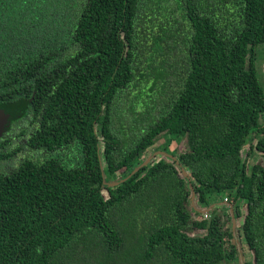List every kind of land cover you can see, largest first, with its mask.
Returning <instances> with one entry per match:
<instances>
[{"label": "trees", "instance_id": "obj_1", "mask_svg": "<svg viewBox=\"0 0 264 264\" xmlns=\"http://www.w3.org/2000/svg\"><path fill=\"white\" fill-rule=\"evenodd\" d=\"M261 46L264 0H0V264H241L234 218L264 264Z\"/></svg>", "mask_w": 264, "mask_h": 264}, {"label": "rangeland", "instance_id": "obj_2", "mask_svg": "<svg viewBox=\"0 0 264 264\" xmlns=\"http://www.w3.org/2000/svg\"><path fill=\"white\" fill-rule=\"evenodd\" d=\"M256 70H257V75L259 78V81L262 83V85L264 86V49L263 47H259L258 48V52H257V60H256ZM100 149L102 150V146H103V140L102 138H100ZM163 140H158L156 142V144L149 150V154H152V156L154 155V157H159L162 155H169L170 156V152H172L173 150H176L177 152H183L185 150V141H183L181 144H175L172 143L166 151H164L163 154L156 152L155 149L162 145ZM165 155V156H166ZM242 159L246 160L248 163V167H251L253 165H264V155L259 154L257 152L252 153L251 155L248 154V148H245L242 152ZM103 162V161H102ZM104 166V164H103ZM105 168V166H104ZM127 173V172H126ZM126 173H122L121 172L118 174L119 179L123 178L125 176H127ZM223 202H225L223 200ZM216 203V202H215ZM206 212H203V215ZM242 214H245V209H242ZM208 218V217H207ZM235 229L236 232L235 234L239 233V228H240V220L239 219H235ZM242 222V221H241ZM237 246L239 248V250L241 251V261L243 264H252L253 263V255L250 253L249 249L243 245L242 242H237Z\"/></svg>", "mask_w": 264, "mask_h": 264}, {"label": "water", "instance_id": "obj_3", "mask_svg": "<svg viewBox=\"0 0 264 264\" xmlns=\"http://www.w3.org/2000/svg\"><path fill=\"white\" fill-rule=\"evenodd\" d=\"M17 110L18 109L14 108L13 105L0 106V136L3 135L9 129L11 123L20 116V112L18 113ZM159 153H161V152H159ZM161 154H163V153H161ZM152 157H154V155ZM169 157L171 159H173L174 161H176V159L174 157H172V156H169ZM150 160H151V158H148L144 162L143 166H146L150 162ZM230 208H231V205H230ZM203 212L208 213L207 210L206 211L202 210V213ZM232 222H233V230L235 233L236 232L235 220L232 219ZM237 235H238V233L235 234V237H237ZM239 253L241 255L240 250H239Z\"/></svg>", "mask_w": 264, "mask_h": 264}, {"label": "built area", "instance_id": "obj_4", "mask_svg": "<svg viewBox=\"0 0 264 264\" xmlns=\"http://www.w3.org/2000/svg\"><path fill=\"white\" fill-rule=\"evenodd\" d=\"M224 201L227 202V199L225 198ZM204 217L207 218V217H208V213H205V214H204ZM234 241H235L236 243L239 242V241H238V237H236V238L234 239ZM241 264H243V263L241 262Z\"/></svg>", "mask_w": 264, "mask_h": 264}, {"label": "bare ground", "instance_id": "obj_5", "mask_svg": "<svg viewBox=\"0 0 264 264\" xmlns=\"http://www.w3.org/2000/svg\"><path fill=\"white\" fill-rule=\"evenodd\" d=\"M164 156V155H163Z\"/></svg>", "mask_w": 264, "mask_h": 264}]
</instances>
